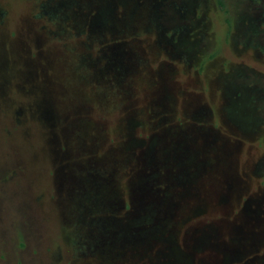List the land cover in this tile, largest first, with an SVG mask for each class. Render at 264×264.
Instances as JSON below:
<instances>
[{"label": "rangeland", "instance_id": "1", "mask_svg": "<svg viewBox=\"0 0 264 264\" xmlns=\"http://www.w3.org/2000/svg\"><path fill=\"white\" fill-rule=\"evenodd\" d=\"M0 264H264V0H0Z\"/></svg>", "mask_w": 264, "mask_h": 264}]
</instances>
